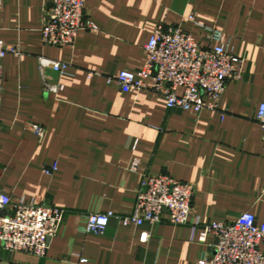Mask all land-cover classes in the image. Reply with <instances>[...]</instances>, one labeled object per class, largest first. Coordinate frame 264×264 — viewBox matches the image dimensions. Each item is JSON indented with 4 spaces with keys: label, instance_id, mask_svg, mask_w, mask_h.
Listing matches in <instances>:
<instances>
[{
    "label": "crops",
    "instance_id": "obj_1",
    "mask_svg": "<svg viewBox=\"0 0 264 264\" xmlns=\"http://www.w3.org/2000/svg\"><path fill=\"white\" fill-rule=\"evenodd\" d=\"M44 2L2 7L0 39L19 54L2 61L0 189L13 203L48 205L64 216L45 257L1 251L0 263L198 264L212 253V236L198 242L212 221L250 213L264 223L256 121L264 103V0H86L84 19L96 28L80 32L70 48L42 43ZM158 26L180 27L201 46L208 44L202 27L229 39L242 61L240 78L227 83L217 110L168 109L150 89L124 93L107 83L142 68ZM54 63L67 64V73H54ZM52 85L62 90L48 91ZM53 163L57 171L45 175ZM161 175L193 187L190 222L124 227L120 219L133 214L142 178ZM97 212L113 214L101 236L87 234L81 221Z\"/></svg>",
    "mask_w": 264,
    "mask_h": 264
},
{
    "label": "built area",
    "instance_id": "obj_2",
    "mask_svg": "<svg viewBox=\"0 0 264 264\" xmlns=\"http://www.w3.org/2000/svg\"><path fill=\"white\" fill-rule=\"evenodd\" d=\"M6 0H0L1 12ZM86 0H45L40 36L45 46L70 48L78 34L95 30L84 19ZM187 21L195 23L190 15ZM207 32V46L180 27L158 26L144 46L145 61L137 72L121 71L107 77V83H116L122 92L133 93L150 89L165 98L168 109L200 114L203 110H217L219 100L229 81L240 78L241 59L231 47L229 39L213 28L202 27ZM7 54L18 55L15 48L7 47L0 39V126L2 107V61ZM67 64L54 63L51 70L57 74L67 73ZM61 85L48 86L56 93ZM256 121L264 141V103L260 104ZM36 137L43 136V129L35 128ZM138 162L132 161L129 170L135 172ZM57 171L53 163L43 170L47 176ZM193 187L169 176H144L136 195L133 214L121 218L124 227L143 224L158 225L166 218L172 225L190 222ZM63 211L48 205L37 206L20 199L13 203L0 189V252L24 253L43 258L58 235L63 221ZM108 213H91L81 217L87 234L101 236L110 219ZM195 221L194 225H197ZM213 237L212 253L202 256L198 264H264V223H258L250 213H244L234 221H212L199 233L198 242L205 244ZM147 234L140 235L146 242Z\"/></svg>",
    "mask_w": 264,
    "mask_h": 264
},
{
    "label": "water",
    "instance_id": "obj_3",
    "mask_svg": "<svg viewBox=\"0 0 264 264\" xmlns=\"http://www.w3.org/2000/svg\"><path fill=\"white\" fill-rule=\"evenodd\" d=\"M0 264H5V263H0Z\"/></svg>",
    "mask_w": 264,
    "mask_h": 264
}]
</instances>
